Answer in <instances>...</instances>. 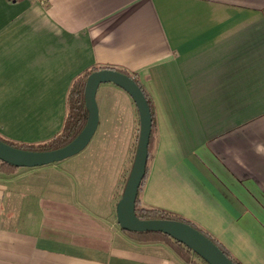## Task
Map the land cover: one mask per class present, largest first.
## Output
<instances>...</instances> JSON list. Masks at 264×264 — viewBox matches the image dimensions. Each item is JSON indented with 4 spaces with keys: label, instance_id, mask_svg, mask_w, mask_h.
<instances>
[{
    "label": "crops",
    "instance_id": "obj_1",
    "mask_svg": "<svg viewBox=\"0 0 264 264\" xmlns=\"http://www.w3.org/2000/svg\"><path fill=\"white\" fill-rule=\"evenodd\" d=\"M94 65L127 69L152 101L140 203L264 264V0H0V135L51 138L72 79ZM95 100L77 157L0 172V264H189L119 227L115 186L139 115L111 81Z\"/></svg>",
    "mask_w": 264,
    "mask_h": 264
},
{
    "label": "water",
    "instance_id": "obj_2",
    "mask_svg": "<svg viewBox=\"0 0 264 264\" xmlns=\"http://www.w3.org/2000/svg\"><path fill=\"white\" fill-rule=\"evenodd\" d=\"M106 81L118 84L129 93L139 115V134L132 166L115 205L119 227L127 231H161L187 245L209 264H235L210 238L190 224L181 220L139 218L135 214V198L147 163L151 113L142 90L133 78L125 73L101 68L87 76L84 86L87 120L80 132L68 143L49 150H28L12 146L0 139V160L17 167H32L57 162L78 153L86 146L96 129L98 111L95 92L99 83Z\"/></svg>",
    "mask_w": 264,
    "mask_h": 264
},
{
    "label": "trees",
    "instance_id": "obj_3",
    "mask_svg": "<svg viewBox=\"0 0 264 264\" xmlns=\"http://www.w3.org/2000/svg\"><path fill=\"white\" fill-rule=\"evenodd\" d=\"M101 68H111V69L118 70L122 73L129 75L130 77L133 78V80L137 83V85L142 90L147 100L150 113H151V131L149 135L148 149H147L148 150L147 159H148L149 151L151 148V144L153 141V135L155 131L154 110H153L152 101L148 93L144 89L143 85L134 75H132L131 72H129L125 68L115 67L111 65H97V66L94 65L90 68L85 69L84 71H82L80 74L76 75L72 79L68 87L67 94H66V109H65V116H64L63 124L60 130L57 133H55L51 138H49L46 141L40 142V143H25V142L12 141L10 139L3 137L2 135H0V139L12 146L23 148V149H28V150H49V149H54V148L63 146L64 144L68 143L80 132V130L83 128L87 120L88 111L85 106V100H84V86H85L86 78L92 71L98 70ZM136 145H137V140L135 141L134 151H132L130 162L127 166L126 174L124 175L122 179L123 180L122 187L119 192V196L115 200L116 202L121 196L126 180L128 178V175H129V172L132 166L133 158H134ZM17 168L18 167L13 164L0 160V172L3 174H11ZM146 170H147V164L145 167V174H146ZM145 174L139 185L138 192L135 198L134 211H135V214L139 218H146V219L159 218V219H172V220L184 221L190 224L191 226L195 227L202 233H204L208 238H210L235 264H242L238 259H236L231 254V252L220 241H218L215 237L210 235L207 231H205L204 229H202L201 227H199L198 225H196L194 222L190 221L189 219H186L182 216L171 213L161 208L148 207V206L142 205L139 200V191L141 189L143 180L145 178ZM122 230L126 232L131 238L139 242H155V241L164 242L181 259H183L185 262L189 264H209L203 257H201L200 255L192 251L187 245L179 242L178 240L170 237L168 234L163 233L161 231H127L124 229Z\"/></svg>",
    "mask_w": 264,
    "mask_h": 264
},
{
    "label": "rangeland",
    "instance_id": "obj_4",
    "mask_svg": "<svg viewBox=\"0 0 264 264\" xmlns=\"http://www.w3.org/2000/svg\"><path fill=\"white\" fill-rule=\"evenodd\" d=\"M81 151V150H80ZM132 151H134V148L132 149ZM128 152V151H127ZM79 153V152H78ZM127 154V153H126ZM74 155V156H73ZM72 156L73 157H77L76 155H78L77 153L73 154ZM71 157V156H69ZM125 157L126 155H119L117 154L115 156V162H114V166H115V170H116V173L119 171V169L121 168L122 166V162L125 160ZM110 158H112V156H110ZM64 159H68V157L64 158ZM62 159V161L64 160ZM72 159H75V158H72ZM130 159V158H129ZM129 164V160H126L125 164L123 165L122 167V172L120 171L119 175H118V179H117V184L115 186V193H114V198L118 197L119 196V192L121 190V187H122V179L124 177V175L126 174V171H127V166ZM19 167H25V166H19ZM72 175L70 173L65 174L64 177L68 179V181H72ZM82 184V182H78L77 181V186ZM87 184L90 186V188H92V190H94V192H96L95 194L98 195L101 191V188L99 187V183H96V182H87Z\"/></svg>",
    "mask_w": 264,
    "mask_h": 264
},
{
    "label": "built area",
    "instance_id": "obj_5",
    "mask_svg": "<svg viewBox=\"0 0 264 264\" xmlns=\"http://www.w3.org/2000/svg\"><path fill=\"white\" fill-rule=\"evenodd\" d=\"M40 1H42V2H43L44 0H40Z\"/></svg>",
    "mask_w": 264,
    "mask_h": 264
}]
</instances>
